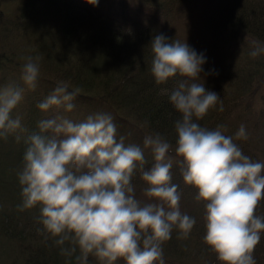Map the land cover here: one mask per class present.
Returning a JSON list of instances; mask_svg holds the SVG:
<instances>
[{"label":"trees","instance_id":"trees-1","mask_svg":"<svg viewBox=\"0 0 264 264\" xmlns=\"http://www.w3.org/2000/svg\"><path fill=\"white\" fill-rule=\"evenodd\" d=\"M4 1L0 87H25L20 79L23 55L41 60L37 86L26 89L17 112L26 134L38 132L41 120L67 117L64 106L47 111L38 107L63 82L69 91L80 90L72 103L87 112L76 123L86 116H111L117 140L122 137L126 146L140 147L149 161L145 167H150L153 158L144 148L145 136L159 133L175 146L174 124L181 118L169 100L180 78L157 84L151 73V40L163 34L169 41H185L205 57L198 82L219 95L223 111L218 103L197 122L210 130L223 126L246 156L264 163V54L250 55L252 40L264 44V0H98L96 5L86 0H12L11 9ZM128 23L134 26L128 28ZM47 66L51 72L45 71ZM12 115L17 116L14 111ZM241 125L247 140H235ZM26 147L15 135L0 138V240L18 243L14 261L19 264H78V250L72 257L62 255L60 246L38 231L39 206L20 209L18 173ZM171 171L181 212L196 223L187 239H179L173 230L163 245L164 264H221L203 240L205 202L196 200L197 189L184 183L178 166ZM132 184L136 198L149 187L139 172ZM256 214L264 216V200ZM253 255L256 264H264V233ZM87 264L101 262L89 255Z\"/></svg>","mask_w":264,"mask_h":264},{"label":"clouds","instance_id":"clouds-1","mask_svg":"<svg viewBox=\"0 0 264 264\" xmlns=\"http://www.w3.org/2000/svg\"><path fill=\"white\" fill-rule=\"evenodd\" d=\"M96 5L98 0H86ZM251 57L264 54V44L252 40ZM151 73L157 84L179 77L169 100L180 114L175 146L159 133L148 134L150 167L145 152L117 140L111 116L96 114L75 123L57 117L41 120L38 132L28 133L21 118L12 113L25 91L35 90L39 58L27 57L20 77L25 87H0V138L15 135L27 145L18 173L21 210L39 206L38 223L45 239L52 238L61 254L87 264L92 255L101 264L122 259L125 264H164L163 245L177 230L187 239L195 218L181 212L178 185L171 183L172 168L179 167L183 181L197 189L205 202L203 240L221 264H256L254 251L264 233V216L256 214L264 200V163L253 161L224 134L223 126L210 130L197 121L220 104L219 95L201 79L204 55L187 43L169 41L163 34L151 40ZM61 82L38 107H74L79 89ZM26 134V135H25ZM247 140L243 125L235 140ZM174 153V154H173ZM139 172L149 186L142 202L135 196L133 176ZM67 245V247H65Z\"/></svg>","mask_w":264,"mask_h":264},{"label":"rangeland","instance_id":"rangeland-1","mask_svg":"<svg viewBox=\"0 0 264 264\" xmlns=\"http://www.w3.org/2000/svg\"><path fill=\"white\" fill-rule=\"evenodd\" d=\"M14 1L17 3L19 0H14ZM4 2H5V6L9 9H11L14 5L12 0H5ZM101 6L104 10L107 9V7L105 5H101ZM127 26H128V28H131L134 26V24L128 23ZM27 57H28V55H23L22 65L26 62ZM40 61L41 60L39 59V63H40ZM45 71L51 72V66L45 67ZM21 103H20V105H21ZM20 105H18L17 108L14 110L15 115H17L18 108H19V112H20V110H21ZM86 113L87 112L85 110L74 105V107L71 111H67V117L66 118H68V119L71 118L70 120L76 123V119L81 117V116H84ZM87 118H88V116H86L81 122L85 121ZM137 199L141 200L142 202H155V201H149L148 198L145 197V195L139 196V197H137ZM10 243H12V241L8 240V239L0 240V264H19V262H15L14 260L20 251V246L18 245V243L16 241H14V243H12V244H10ZM13 244L17 245L19 248L17 249Z\"/></svg>","mask_w":264,"mask_h":264}]
</instances>
